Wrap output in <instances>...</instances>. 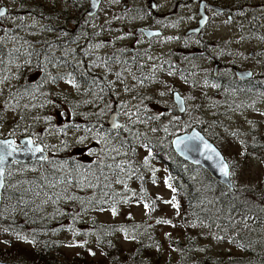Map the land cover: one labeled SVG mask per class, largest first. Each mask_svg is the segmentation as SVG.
Segmentation results:
<instances>
[{
  "label": "rangeland",
  "instance_id": "374dc122",
  "mask_svg": "<svg viewBox=\"0 0 264 264\" xmlns=\"http://www.w3.org/2000/svg\"><path fill=\"white\" fill-rule=\"evenodd\" d=\"M150 1L152 0H102L98 12L81 22L75 19V11L70 6L64 8V0H48L47 3L44 0L45 6L54 2L58 9H66L69 20L64 22L53 19V22H45L31 15L24 16L22 31L30 35V39L67 40L75 37V41L70 43L68 48L83 45L89 69L100 74L96 82L85 85L69 83L71 78L68 76V69L63 66H57L53 72L48 73L34 71L37 73L35 81L42 78L45 82L44 107L50 109L32 120L33 124L38 126L35 128L37 132H33L31 136L34 139L39 137L36 141L40 140L38 142L48 145L49 152L57 151L60 144L65 143L72 145L78 159L90 161L97 153L95 151L103 150L115 156L116 163H123V166L117 169L119 178L111 181L113 189L122 192L120 197L115 198V201H118L116 207H97L90 201L89 188L61 191L62 193L54 191L59 199L58 203L55 202L58 199L49 200L48 197L42 200V206L51 210V222L54 226L48 236L59 241L54 254L58 261L82 257L93 264H111L109 257L105 256L97 244L92 230L93 220L119 225L131 222L130 228L139 227L143 232L142 241H145L148 251L161 253L162 263L168 260L171 264L176 262L179 255L172 246L171 239L183 238L185 233H192L199 242L207 244L214 255H224L228 251L239 253L232 245L216 241L205 227L193 225L190 231V227L181 220L180 207L177 209L172 203H167L174 197L169 187L167 169L163 162L149 159V150L144 146L143 138L153 135L161 138L166 136L170 122L176 123L177 131H181L186 121L192 127L198 124L206 131L205 135L222 151L234 173L235 184H245L257 189L262 186L264 179V102L259 106L260 110L251 108V111H232L221 116L216 106V97L213 95L217 86L214 82L204 79L200 75L204 72L198 69L202 59L199 41H195L197 37L190 38L193 44L190 47H181V40L177 44L165 41L159 36L150 39L144 35L128 36L127 33L142 25L147 15L154 13L156 16L166 15L168 19L171 17V0H153L156 1L159 11L150 8ZM0 5H5L8 9L0 24L1 37L8 27L19 25L20 18L12 13L17 6L16 0H0ZM87 5L88 3L85 8ZM181 9L179 11L183 13V19L180 25L172 26L166 23L164 26V34L167 37L175 35L180 39V34L183 35L191 26L190 7H184L182 11ZM238 18L240 24L245 23L246 19L241 12ZM221 21L220 15L212 16V22L205 30V37L210 41L216 39L223 30ZM47 23L53 26H45ZM36 45L39 47V44ZM239 48L248 52L249 45L240 42ZM138 49L141 51L136 56ZM171 49L174 50V55H168L166 59L161 57ZM251 52H254V55H251V63L255 64L254 60L258 64L261 63L259 67H262L263 72L254 77L262 85L264 0H251ZM67 58L73 62L78 60L73 54ZM213 64L214 61L207 60L203 64L207 77L212 74ZM55 72H59L61 76L54 77ZM117 73H120L119 77ZM126 87L128 91H125ZM172 89L177 90L185 99L187 108L182 114L175 106ZM261 91L258 88L257 92H264ZM255 98L259 99L258 95ZM124 104L127 105L126 108L123 107ZM0 109L4 117L2 124L0 122V137L18 139L24 136H20L16 129L20 127L27 133L28 125L19 126L14 107L3 104ZM113 109H117L118 118L125 127H122L116 134L117 138H112V143L108 144L101 140L100 136L105 132L103 122L107 125L108 115ZM126 112L135 115L130 120L129 116L125 115ZM249 131H252L251 135L248 134ZM253 136L259 138L260 142L254 143ZM127 140L132 143L130 151H135L133 157L127 155ZM112 147L118 148L119 154L110 151ZM145 157L148 158L147 164ZM41 169L40 164L14 163L8 167L5 177L8 178L10 187L25 188L22 178ZM145 204L149 205L147 210ZM113 208L116 209L115 214ZM2 210L5 217L20 211L11 203L6 204ZM30 231L29 227H24L22 232L16 233L0 227V259L31 264L28 257L36 248L27 236ZM113 241L120 252H128L134 245L131 233L124 230L116 232Z\"/></svg>",
  "mask_w": 264,
  "mask_h": 264
},
{
  "label": "trees",
  "instance_id": "16d2710c",
  "mask_svg": "<svg viewBox=\"0 0 264 264\" xmlns=\"http://www.w3.org/2000/svg\"><path fill=\"white\" fill-rule=\"evenodd\" d=\"M16 1L17 6L12 13L20 18L19 25L13 28L8 27L0 37V60L3 61L0 63V80H3V83H0V106L6 104L14 107L19 126L28 125L27 133L23 132L20 127L16 129L21 136L37 132L35 128L38 125H34L32 120L50 109L44 107L46 104L43 94L45 82L42 78L35 81L37 73L34 71L40 70L48 73L53 72L57 66H63L68 69V76L71 74L69 77L76 84L85 85L96 82L100 74L89 69L83 45L74 46L71 49L68 48L64 38L32 40L28 37L30 35L23 33L25 15H31L45 22H53V19L67 22L69 19L66 9H58L54 2L50 6H45L44 0ZM45 1L47 3L48 0ZM86 3H88L87 0H64V8L70 6L75 11L74 17H78V20L82 22L89 18L85 14ZM36 44H39V47H36ZM70 54L78 60L69 61L67 57ZM55 76L60 77L61 74L55 72ZM258 88L264 91V82ZM251 92H255V89H251ZM3 120L0 109V122ZM103 123L104 136L117 138L116 134L121 128L112 129L105 124V121ZM188 123L186 121L181 131H177L176 123L170 122L166 136L161 138L153 135L143 138L144 146L147 145L146 148L151 150V155L148 157L163 162L165 165L171 189L176 190L173 194L175 202L180 207L181 220L190 227V231L193 225L205 227L216 241L232 245L239 253L228 251L224 255H214L207 244L199 242L192 233H185L183 238L171 239V244L179 255L173 264H264V179L260 188L252 189L245 184L236 185L233 174H231L234 189L230 190L212 178L200 166L189 164L181 159L172 149L171 138L177 133L188 131L192 127ZM193 126H197L203 133L206 132L198 124ZM248 134L251 135L252 131ZM255 142H260L259 138L254 137ZM127 146L129 147L127 155L133 157L135 151H130L132 143L128 140ZM95 152L97 153L90 161L78 159L72 145L61 143L57 151L49 152L47 160L28 162L34 165L40 164L42 169L22 178L25 188L10 187L8 178L5 177L0 207V227L16 233L22 232L24 227L31 229L27 236L36 248L28 257L31 264H93L82 257L64 262L57 260L54 254L59 241L48 236L54 224L51 222V210L42 206V200L49 196L55 200L58 199L54 193L57 190L62 193L61 191L89 188L91 190L90 201L97 207L104 208L108 205L116 207L118 201L116 202L115 198L120 197L122 192L113 189L111 181L119 178L116 165L123 166V163H116V159H112L113 156L109 152L101 150ZM101 158L105 165L111 164L113 167L104 168L107 180L101 177V180L97 181L92 174H100L99 159ZM45 164L49 165L45 167ZM231 173H233L232 169ZM83 177H87V180L81 183ZM69 178H74V180L68 182ZM88 181L99 186L88 187ZM105 192L108 193L107 196L103 195ZM143 200H145L144 197ZM58 201L59 199L55 202L58 203ZM10 203L17 211H20L5 217L2 208ZM57 223L59 224V221ZM92 223L97 244L105 256L109 257L111 264H171L169 260L166 263L161 262L160 252L148 251L145 241H142L143 232L139 227L130 228L131 222L119 225L104 224L93 220ZM122 230L130 232L134 240L133 248L128 252H120L113 241L114 234Z\"/></svg>",
  "mask_w": 264,
  "mask_h": 264
},
{
  "label": "flooded vegetation",
  "instance_id": "af4514ba",
  "mask_svg": "<svg viewBox=\"0 0 264 264\" xmlns=\"http://www.w3.org/2000/svg\"><path fill=\"white\" fill-rule=\"evenodd\" d=\"M148 4L152 10L156 9V11H159L156 1L152 0ZM188 6L191 12V26L186 29L183 35L180 34V39L175 35L167 37L164 34L166 23L172 26H179L183 19V13L179 10ZM201 9L205 14V22L198 30L199 20L202 18ZM169 10V16L171 15L169 19L165 17L166 15L156 16L154 13L147 15L142 25L135 27L127 35L131 37L134 35H144L148 39L153 36H159V38L162 37L161 39L165 41H172L177 44L181 40L179 45L181 47H190L193 45L190 38L197 37L198 39L195 41H199L202 59L201 64L198 65V69L204 72V74L200 73L204 79L214 82L217 86L213 95L216 97V106L218 107L219 114L224 116L232 111H251V108L260 110L259 106L264 102V92L263 90L261 91L263 93L257 92L261 84L259 81H256L254 76L261 74L263 71L262 67H259L261 65L260 62L258 64L254 60L253 63L255 64L251 63V55H254V52H251V0H171ZM240 12L246 19L244 24H240V19L238 18L240 17ZM213 15H220L222 17L220 25L223 30L219 32L216 39L210 41L205 37V30L211 24ZM172 17L175 18L172 19ZM3 18L4 16L0 19V24ZM75 19L77 20L78 18L76 17ZM45 26L48 27V23ZM144 30L152 34L148 35ZM74 41L75 37L66 40L67 45ZM240 42H243V44L248 43V52L240 50ZM214 50L215 53H213ZM140 51L139 49L137 50L136 56ZM172 52L174 50H168L161 57L166 59L168 55L171 56L173 54ZM206 60L214 61V68L210 77L205 75L206 68L203 64ZM238 72L242 73L239 74ZM249 73L251 75H248ZM251 89H255V92H251ZM171 92L173 95L175 90L172 89ZM257 95L259 99L255 98ZM251 101L253 102L251 103ZM247 121L249 120L247 119Z\"/></svg>",
  "mask_w": 264,
  "mask_h": 264
},
{
  "label": "water",
  "instance_id": "95a60500",
  "mask_svg": "<svg viewBox=\"0 0 264 264\" xmlns=\"http://www.w3.org/2000/svg\"><path fill=\"white\" fill-rule=\"evenodd\" d=\"M88 5L85 9V14L89 17H92L93 15H95L101 5L102 0H87ZM202 4V1H201ZM0 10H4V16L7 13V7L5 5H1L0 6ZM201 14H202V18L199 20V26L197 27L198 30L203 26L204 22H205V14L203 13L202 9H201ZM3 17V16H2ZM0 17V19L2 18ZM146 34H152L146 30H144ZM239 74H241L242 72H238ZM177 96L183 100V105L181 106L177 100ZM173 97V101L175 103V106L177 108V110L180 113H184L186 111V102L184 97L178 92L175 91L172 95ZM181 107H183V111H181ZM113 121L118 122L119 124L122 125V122L119 120L118 118V111L117 109H113L110 114L108 115L107 118V124L110 128H112V123ZM113 129V128H112ZM194 133L199 134L201 137H203V139L212 147H214L219 153L220 156L223 158L224 162L228 161L226 160V158L224 157L222 151L220 150V148L215 144V142H213L210 138H208L205 133H203L197 126H193L191 127L188 131H183L180 133L175 134L172 138H171V146L172 149L174 150V152L184 161H186L189 164L192 165H198L200 166L202 169H204L205 171H207L210 176L212 178H214L215 180H217L220 184L226 186L228 189L233 190L234 189V183L231 179V175L229 177H225L222 172L219 170V166H218V160L215 156H213L211 159H206L205 156L200 155L198 153H184L181 152L173 143V141H176L179 138H183L186 136H191ZM28 139H32L35 142V145H38L40 147H44V144L41 142L36 141L33 136L31 135H24L19 137L18 139H15L14 137H0V140H10V141H14L15 144L20 145V146H24L26 145V142ZM40 155H45L47 157H49L50 153L47 150V148L44 149V152L38 153L35 156L31 155L30 153H24L23 151L19 152V153H15L13 155V157H9L7 163L4 166V186H5V175H6V171L8 169V167H10L12 164L14 163H28V162H42L45 160H39L38 157ZM198 161V163H197ZM229 164V163H228ZM229 172L231 173V167L229 164ZM3 188H0V207H1V203H2V194H3ZM0 264H22V263H17V262H13V261H7V260H2L0 259Z\"/></svg>",
  "mask_w": 264,
  "mask_h": 264
},
{
  "label": "snow or ice",
  "instance_id": "6c2138e0",
  "mask_svg": "<svg viewBox=\"0 0 264 264\" xmlns=\"http://www.w3.org/2000/svg\"><path fill=\"white\" fill-rule=\"evenodd\" d=\"M4 14H5L4 10H0V17L4 16ZM2 62L3 61L0 60V63H2ZM248 75H251V73H249ZM69 76H71V74H69ZM117 76L119 77L120 73H117ZM68 82L75 84V81L72 79H70ZM0 83H3V80H0ZM141 83H142V81H141ZM125 91H128L127 87L125 88ZM163 94L164 93H161V95H163ZM177 100H178L179 104L182 106L183 100L180 99L178 96H177ZM25 107H27V105H25ZM123 107L126 108L127 105L124 104ZM181 111H183V107H181ZM101 112H103V109L101 110ZM125 115H128L129 119L131 120V117L133 115H135V113L126 112ZM150 119H151V117H150ZM137 120H139V117H137ZM122 127H125V126L119 124L116 121H113V123H112L113 129H120ZM152 131H156V129H152ZM81 139H83V138H81ZM100 139L105 140V142L108 144L112 143L111 137L106 138L104 135H101ZM173 143L181 152H184V153H198L200 155L205 156L206 159H211L213 156H215L218 160L219 170L222 172V174L225 177H229L231 174H234V173L229 172V164L227 162H224L223 158L220 156V153L214 147L209 145L203 139V137H201L199 134L194 133L191 136L179 138L176 141H173ZM47 147H48V145H44V147H40L38 145H35V142L32 139H28L26 142V145H24V146L17 145V144H15L14 141L0 140V188L4 187V179H3V177H4V166L7 163L9 157H13V155L15 153H19L21 151H23L24 153H30L31 155L35 156L38 153L42 154L44 152V149ZM145 147H148V146L145 145ZM110 151L117 152V154H119V149L116 147H112L110 149ZM149 155H151L150 149H149ZM38 159L39 160H47L48 157L45 155H40L38 157ZM112 159H115V157H112ZM147 163H148V158L145 157V164H147ZM197 163H198V161H197ZM105 167L111 169L113 167V165H111V164L105 165L104 160L102 158L99 159V173L100 174L99 175H96L95 173L92 174L97 181H100L101 177H103L104 180L108 179V177L104 173ZM116 167L120 168V165H116ZM120 170L123 171L122 168ZM73 180H74V178H69L68 182H72ZM83 180H87V177H83L81 180V183H83ZM87 186L88 187H98L99 185L93 184L91 181H88ZM52 187H55V185H52ZM169 187H171V186L169 185ZM172 190H173V192L176 191L174 188ZM37 195H39V193H37ZM103 195L107 196L108 193L105 192V193H103ZM133 195H135V193H133ZM48 199L51 200L52 197L49 196ZM44 203H47V201H44ZM167 203H172L173 207H175L177 209L179 207L178 203L175 202V197H173L172 201H168ZM148 208H149V205L145 204V209L147 210ZM115 212H116V209L113 208V214H115ZM157 222L158 223H161V222L171 223L170 221H157ZM93 255H94V253H93Z\"/></svg>",
  "mask_w": 264,
  "mask_h": 264
}]
</instances>
